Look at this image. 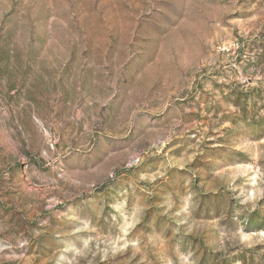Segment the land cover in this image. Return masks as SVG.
Here are the masks:
<instances>
[{
    "label": "rangeland",
    "instance_id": "rangeland-1",
    "mask_svg": "<svg viewBox=\"0 0 264 264\" xmlns=\"http://www.w3.org/2000/svg\"><path fill=\"white\" fill-rule=\"evenodd\" d=\"M0 264H264V0H0Z\"/></svg>",
    "mask_w": 264,
    "mask_h": 264
}]
</instances>
